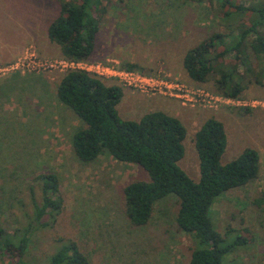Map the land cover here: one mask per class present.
<instances>
[{"label": "rangeland", "instance_id": "obj_1", "mask_svg": "<svg viewBox=\"0 0 264 264\" xmlns=\"http://www.w3.org/2000/svg\"><path fill=\"white\" fill-rule=\"evenodd\" d=\"M103 8L89 60L121 64L135 58V62H151L148 67L153 70L171 72L185 82L190 81L182 63H174L176 56L180 60L181 52L213 33L236 34L238 25L251 22L248 14L223 19L208 2L103 0ZM58 12L55 0H0L1 227L16 240L27 238L23 259L32 264H48L66 241L75 242L89 264H189L195 244L190 235L177 230L179 202L175 195L154 204L146 225L132 227L123 212L122 188L131 180H144L143 170L107 156L84 163L75 155L71 138L83 122L58 100L54 85L44 76L64 74L20 76L16 74L20 72L7 71L26 51L33 50L39 57V53L55 52L49 51L54 50V44L47 31ZM251 63L255 73L261 66L253 57ZM242 70L240 67L239 72ZM216 77L212 75L201 86L214 92ZM122 92L116 107L120 112L127 111L130 102L146 104L143 96L124 88ZM240 98L264 102V86L252 83ZM226 114L220 119L227 135L221 164L231 162L246 148H254L260 156V172L254 182L221 194L209 216L217 232L225 235L229 230L227 243L237 235L246 240L225 257L224 264H264V208L253 205L254 199L264 194V106L230 107ZM184 127V156L178 166L198 182L196 126L184 122ZM49 173L58 178L62 210L36 221L32 197L38 205L42 201L36 178ZM0 264H6V258H0Z\"/></svg>", "mask_w": 264, "mask_h": 264}, {"label": "trees", "instance_id": "obj_2", "mask_svg": "<svg viewBox=\"0 0 264 264\" xmlns=\"http://www.w3.org/2000/svg\"><path fill=\"white\" fill-rule=\"evenodd\" d=\"M55 1L59 12L48 27L49 40L60 46L65 58L87 61L94 52L100 18L105 13L103 0ZM185 1L208 2L226 20L235 15L251 17L249 24L238 25L236 34L234 31L213 33L190 48L182 63L187 77L203 85L212 75H217L213 81L214 92L233 99L240 98L252 83L264 86V3L253 0L240 4L236 0ZM252 57L261 66L255 73ZM228 58L231 63H224ZM124 67L143 73L134 64ZM122 95V87L110 86L86 72L71 71L62 76L57 98L83 122V127L71 138L75 155L84 163L107 156L140 167L146 178L131 180L122 188L123 212L129 224L132 227L146 225L154 204L173 194L179 202L177 230L190 235L195 244L189 264H224L225 257L244 246L246 240L237 235L227 243L229 230L225 235L217 232L210 211L221 194L258 179V151L246 148L231 162L221 164L227 135L222 122L209 118L194 136L200 173L198 182H194L178 166L184 156L186 136L180 120L161 111L147 113L138 121L124 120L116 108ZM36 180L41 184L42 201L38 205L32 197L35 220L45 215H58L63 201L57 176L49 173L39 175ZM253 205L264 208V194L254 199ZM26 248V237L16 240L0 225V258H6V264H32L23 259ZM48 264H89V260L75 242L66 241L51 255Z\"/></svg>", "mask_w": 264, "mask_h": 264}, {"label": "built area", "instance_id": "obj_3", "mask_svg": "<svg viewBox=\"0 0 264 264\" xmlns=\"http://www.w3.org/2000/svg\"><path fill=\"white\" fill-rule=\"evenodd\" d=\"M7 71L23 74L45 72L66 74L71 71H82L105 81L114 80L118 86L143 96L172 98L179 101L182 106L190 108L217 109L227 106L248 109L264 106V102L258 100L224 97L175 76L145 75L139 71L127 70L119 67L113 60L99 62L89 59L75 61L67 58H41L32 50L26 51Z\"/></svg>", "mask_w": 264, "mask_h": 264}, {"label": "crops", "instance_id": "obj_4", "mask_svg": "<svg viewBox=\"0 0 264 264\" xmlns=\"http://www.w3.org/2000/svg\"><path fill=\"white\" fill-rule=\"evenodd\" d=\"M50 43L54 44L53 45L54 50H49V51H52V52L55 51V52L50 53V54L49 53H45V54L39 53V55H41L40 57L45 56V57H51V58H53V57L65 58L64 56H62L60 46L54 42H51V41H50ZM50 43H47V44H50ZM184 55H185V53L181 52L180 60H179V56H176L177 60H175L174 63H176V61L177 62L180 61V63H183ZM45 57H42V58H45ZM15 58L16 57H13L11 60L5 61V62L6 63L10 62ZM113 61L115 63H117L119 67H122V68H125L124 65H127V64L137 65L138 68L140 70H142L143 74H145V75H158L159 72H162V73H160L162 75L167 74V75L174 76V75L170 74L171 72L161 71V70L155 71L152 68L148 67V64H152L151 62L150 63H148V62H144V63L135 62V58L127 59L126 62L121 63L123 65H121L119 62H117L115 60H113ZM171 61L173 62L172 59H171ZM182 67H183V65H182ZM16 74H19L20 76H26L25 74H20V73H16ZM28 75H31V74H28ZM34 75H41V74H34ZM44 76H45L48 83L54 85V90L57 93V87H58L59 82H60L62 77H60L59 75L56 76L55 74H46ZM185 76H186L187 80L190 81L187 83L192 84V85H198V84L192 82L187 77L186 73H185ZM175 77H177V76H175ZM107 84L110 86L111 85H117L114 82V80L107 81ZM198 86H201V85H198ZM201 87H203V86H201ZM124 89H126V88H124ZM56 93H55V95H56ZM214 93H216V92H214ZM138 95H141V94H138ZM141 96H143V95H141ZM143 97L145 98L144 101L146 100V104L143 102H137V103L130 102V104L127 108V111L122 110V112H120L117 108L119 116L124 120L138 121L143 115H145L147 113L161 111V112H163L169 116L177 118L178 120H180V122H182L183 125H184V122H188V123H191L192 125H195L196 126V132H197L198 129L202 126V124L205 121H207L209 118H215L221 122V120H220L222 118L221 115H225V116L229 115V114H226V113H228V110L230 109V107H227V106L218 107L217 109H206V108H201V107L190 108V107L182 106L179 103V101L172 99V98L158 97V96H155V97L143 96Z\"/></svg>", "mask_w": 264, "mask_h": 264}]
</instances>
